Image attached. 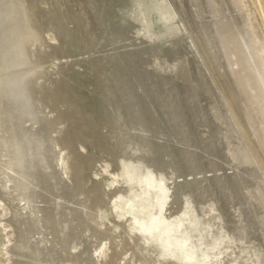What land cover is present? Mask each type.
Returning <instances> with one entry per match:
<instances>
[{"label": "rangeland", "instance_id": "rangeland-1", "mask_svg": "<svg viewBox=\"0 0 264 264\" xmlns=\"http://www.w3.org/2000/svg\"><path fill=\"white\" fill-rule=\"evenodd\" d=\"M13 5L81 264H264V0Z\"/></svg>", "mask_w": 264, "mask_h": 264}, {"label": "water", "instance_id": "water-1", "mask_svg": "<svg viewBox=\"0 0 264 264\" xmlns=\"http://www.w3.org/2000/svg\"><path fill=\"white\" fill-rule=\"evenodd\" d=\"M0 264H81L13 0H0Z\"/></svg>", "mask_w": 264, "mask_h": 264}, {"label": "bare ground", "instance_id": "bare-ground-1", "mask_svg": "<svg viewBox=\"0 0 264 264\" xmlns=\"http://www.w3.org/2000/svg\"><path fill=\"white\" fill-rule=\"evenodd\" d=\"M148 221H149V220H148ZM146 223H147V222H146ZM142 224H143V223H139V225H142ZM144 224H145V223H144ZM147 224H148V223H147ZM147 224H146L145 226H149V225H150V224H149V225H147ZM145 226H144V228H145ZM151 226H152V225H151ZM151 226H150V228H151ZM142 227H143V225H142ZM147 229H148V228H147ZM153 229H154V228H153ZM145 230H146V228H145ZM145 230H144V231H145ZM149 231H151V230H149ZM145 232H146V231H145ZM147 233H148V232H147ZM153 233H154V232H153ZM164 246H165V245H164ZM164 250H166V249H164Z\"/></svg>", "mask_w": 264, "mask_h": 264}]
</instances>
